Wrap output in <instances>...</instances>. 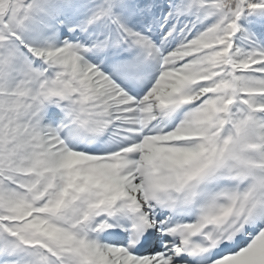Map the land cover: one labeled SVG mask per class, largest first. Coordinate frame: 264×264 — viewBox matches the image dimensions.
Here are the masks:
<instances>
[{"label": "snow or ice", "instance_id": "6c2138e0", "mask_svg": "<svg viewBox=\"0 0 264 264\" xmlns=\"http://www.w3.org/2000/svg\"><path fill=\"white\" fill-rule=\"evenodd\" d=\"M0 264H264V0H0Z\"/></svg>", "mask_w": 264, "mask_h": 264}]
</instances>
